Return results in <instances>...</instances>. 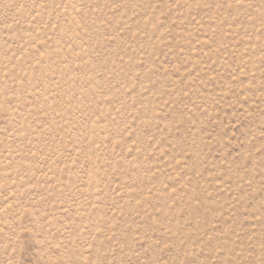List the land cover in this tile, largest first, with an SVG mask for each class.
<instances>
[{
	"label": "rangeland",
	"instance_id": "obj_1",
	"mask_svg": "<svg viewBox=\"0 0 264 264\" xmlns=\"http://www.w3.org/2000/svg\"><path fill=\"white\" fill-rule=\"evenodd\" d=\"M0 264H264V0H0Z\"/></svg>",
	"mask_w": 264,
	"mask_h": 264
}]
</instances>
